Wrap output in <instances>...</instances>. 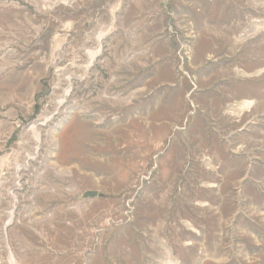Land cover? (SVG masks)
Here are the masks:
<instances>
[{
	"label": "rangeland",
	"instance_id": "374dc122",
	"mask_svg": "<svg viewBox=\"0 0 264 264\" xmlns=\"http://www.w3.org/2000/svg\"><path fill=\"white\" fill-rule=\"evenodd\" d=\"M263 27L264 0H0V264H264Z\"/></svg>",
	"mask_w": 264,
	"mask_h": 264
},
{
	"label": "bare ground",
	"instance_id": "6f19581e",
	"mask_svg": "<svg viewBox=\"0 0 264 264\" xmlns=\"http://www.w3.org/2000/svg\"><path fill=\"white\" fill-rule=\"evenodd\" d=\"M256 30H259V29H256ZM263 31H264V27H263ZM97 41L99 42V39H97ZM82 52H83V55L86 57L88 63H93L96 60V58L99 56V53L97 51L95 52V49H84ZM64 71H66V70H64ZM64 71L63 70L57 71L58 75L60 77H62V74L64 73ZM71 78H73V76ZM61 81H65V80H61ZM69 81H70V79H69ZM60 84H58V85H60ZM56 88H58V87H56ZM111 90H112V88H111ZM120 100H122V99H120ZM123 100H125V99H123ZM103 101H101V102H103ZM249 108H250V105L247 102H243V103L239 104L238 106L237 105L236 106H231L228 109V111L239 114L240 112H242L244 110H247ZM21 179L22 178L20 176H17L16 179L8 178V180L6 181V183L10 185L9 192H11L10 196L13 198L15 205L17 204V199H18V196H19V195H17V193L22 190V186H20ZM2 187H4V185ZM8 198H10V197H8ZM10 225H12V224H10ZM186 227L188 228V230H190L192 232H195L188 225Z\"/></svg>",
	"mask_w": 264,
	"mask_h": 264
},
{
	"label": "water",
	"instance_id": "95a60500",
	"mask_svg": "<svg viewBox=\"0 0 264 264\" xmlns=\"http://www.w3.org/2000/svg\"><path fill=\"white\" fill-rule=\"evenodd\" d=\"M96 196V193L95 192H88L86 193V197H95Z\"/></svg>",
	"mask_w": 264,
	"mask_h": 264
}]
</instances>
